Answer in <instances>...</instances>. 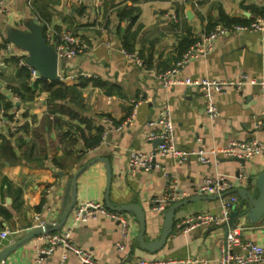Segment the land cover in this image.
<instances>
[{
    "label": "crops",
    "instance_id": "obj_1",
    "mask_svg": "<svg viewBox=\"0 0 264 264\" xmlns=\"http://www.w3.org/2000/svg\"><path fill=\"white\" fill-rule=\"evenodd\" d=\"M8 1L9 12L0 11V95L12 105L8 110L0 108V143L3 138L9 139L19 157L33 147L32 154L20 162H0V206L12 214L10 217L0 214V230H17L13 234L14 240L37 223L35 214H39L48 226L61 223L72 201L74 175L96 157H106L110 161L113 174L111 201L142 206L146 212L145 238H158L170 206L164 213L153 209L151 200L163 196L171 182L160 168L131 171L128 159L133 149L149 151L158 145L156 139L146 137L148 122L159 115L166 103L172 109L175 143L180 149L210 150L233 139L257 138L264 144V125L257 126L264 108V95L258 86L248 84L241 89L230 86L214 92L213 101L219 116L212 118L206 110L207 97L194 86L184 83L188 78L237 79L241 73L264 77V32L224 37L208 55L179 67L174 75L175 83L165 85L162 77L183 58L188 41L193 44L220 20L222 14L226 18L250 21L263 14L264 0H32L36 10L56 28L78 27L90 47L88 53L62 61L59 66V82L76 86L79 97L73 100L68 94L65 100L56 101L75 111L76 117L62 110L51 112L49 98L53 89L39 90L34 81L30 83V76V86L37 88L33 97H28L24 89L27 79L16 56L9 54L11 42L5 40L8 39L9 26L28 29V23L36 18V11L31 0ZM125 4L141 8L133 29L138 31L134 52L142 64L136 56H129L122 50V35L129 23L119 20L117 9ZM104 24L107 31L100 29ZM71 73L78 75L67 77ZM39 80L41 77L36 79L38 83ZM134 106L136 116L123 130H115L103 121L104 117H110L119 125L132 113ZM14 111H19L22 124L17 131H12L9 125ZM100 127L103 128L100 142L87 146L86 138L97 134ZM68 130L71 131L70 137L63 139L62 134ZM158 161L177 179L182 195L180 200L194 195H212L198 190L199 184L208 177L224 175L237 179L240 170L242 177L238 186L250 187V179L255 180L264 170L262 153L246 159L244 165L228 157L212 158L210 162L202 163L196 156H191L187 162L179 164L171 157L159 156ZM57 171H63V175ZM5 179L10 186L3 183ZM107 180L105 162L91 164L78 176L74 205L86 201L105 203ZM231 194L238 196L231 209L233 225L241 226L243 240L264 246V215L260 218L238 215L244 210L243 201L236 192ZM223 208L224 199L221 197H201L177 208L173 229L163 247L155 252L142 248L138 237L140 221L134 212L126 211L130 216L132 235L130 257L152 260L191 255L208 258L211 264H217L216 256L226 226H197L184 232L179 224L199 213L218 215ZM67 227H72L74 242L90 250L100 263L121 262L116 246L120 239L118 221L100 215L75 223L70 211L58 230ZM4 245L0 243V248ZM45 245L41 235L35 236L0 264H80L73 252H66L62 247L37 260V249ZM234 250L243 252L239 245ZM65 252L67 258L63 259Z\"/></svg>",
    "mask_w": 264,
    "mask_h": 264
},
{
    "label": "built area",
    "instance_id": "obj_2",
    "mask_svg": "<svg viewBox=\"0 0 264 264\" xmlns=\"http://www.w3.org/2000/svg\"><path fill=\"white\" fill-rule=\"evenodd\" d=\"M34 10L36 11V19L44 29V36L48 43L52 44L58 55L59 66L62 61L72 60L81 54L90 51L89 45L83 40L78 27H68L58 29L50 23L44 16L37 13L35 5L31 0ZM10 4L8 0H0V11L9 12ZM174 17L176 15L174 14ZM101 30L107 31V26L104 24L100 26ZM259 31L264 32V14L248 22H236L232 24L217 23L211 30L204 32L201 36L187 49L183 58L178 62L177 66L164 72L162 75L165 85H170L176 82L174 75L177 73L179 67L185 66L191 60L202 58L208 55L214 48L215 44L224 37L245 33ZM14 44L9 45V54H14L17 58V64L21 68L27 67L30 73V83L40 78L37 70L26 62L25 52L21 49L13 48ZM123 52L129 56H136L135 52H129L122 48ZM137 60L142 64L143 61L138 57ZM78 74L71 73L67 77H76ZM184 83L194 86L199 92L207 97V113L216 118L219 116V110L213 101V93L217 91H224L230 86L241 89L245 85H256L260 92L264 95V77L257 78L250 76L247 73H241L237 79L232 78H202V79H186ZM264 105V99H263ZM136 116V107H133L132 113L119 125L110 117H104L103 121L108 126H112L115 130H123L125 126L132 124ZM12 131H17L21 124L19 111L12 112V119L9 122ZM264 125V108L261 112V118L257 120V126ZM149 130L146 137L149 140L161 139L162 141L152 150L133 149L129 154L128 167L133 172L150 171L155 168H160L164 171L165 176L171 182L169 188L163 196H156L152 198L151 205L153 209L165 213L166 209L174 202L179 201L182 195L179 193L177 179L170 174L166 168L158 161L159 156H168L173 158L176 163L183 164L187 162L191 156H196L202 163H208L212 158L220 157H240L251 159L256 154L262 153L264 156V144L257 138L248 140L233 139L224 146H219L210 150L200 149L195 151H187L177 147L175 143L174 123L172 116V109L169 103L161 107L159 115L148 122ZM159 127L157 130L156 127ZM103 142V140L101 141ZM239 178L232 179L224 175L215 177H208L199 184L198 190L205 194H222L226 190L233 189L238 186ZM224 199V208L220 214L199 213L179 224V227L184 231L197 226H226V232L221 241L219 253L216 256L217 264H260L264 261V246L245 241L241 237V226H236L231 223V209L235 201L238 200L237 195L229 194L221 197ZM73 220L75 223L89 221L95 219L100 215L107 216L112 220L118 221L120 225V239L116 246L121 256V262L116 264H211V260L200 256H185V257H163L152 260L145 258H131V230H130V216L126 211H115L106 206L105 203L99 201H86L78 205H74L71 209ZM37 223L34 226H42L45 222L40 219L39 214H35ZM56 224V223H53ZM17 230L1 229L0 243L8 245L14 241L13 234ZM41 238L46 241V245L37 249V260H41L44 254H50L56 248L62 247L66 252H73L80 260V264H102L94 254L85 248L80 247L72 238V227H67L63 230L52 231L44 233ZM4 245V246H5ZM239 245L243 248V252L234 250L235 246ZM63 255V259L67 258V253Z\"/></svg>",
    "mask_w": 264,
    "mask_h": 264
},
{
    "label": "water",
    "instance_id": "obj_3",
    "mask_svg": "<svg viewBox=\"0 0 264 264\" xmlns=\"http://www.w3.org/2000/svg\"><path fill=\"white\" fill-rule=\"evenodd\" d=\"M28 29L16 28L9 26L7 28V37L14 46L23 50L26 55V62L37 70L40 77L48 80H59L61 75L59 73V60L55 47L48 43L46 37L44 36V29L40 24L39 20L36 18L32 19L28 25ZM158 144L162 141L161 139H156ZM229 159H234L245 164V158L231 157ZM96 161H103L108 169V183L105 192V204L108 208L115 211H131L134 212L140 221V232L139 240L140 245L145 250L155 252L163 247L166 243L168 235L174 226V215L175 210L184 204L200 199L201 197L207 198H220L227 196L231 193H237L241 200L243 201V212L238 213V215H247L251 218H260L264 215V170L259 173L255 180L250 179V187L237 186L233 189L226 190L222 194L213 195H194L189 198H184L182 200L172 203L169 209L166 211L165 221L161 235L153 240H147L145 238L146 232V212L145 209L138 204H116L110 199V190L112 182V172L111 164L106 157H96L89 160L84 164L74 175L72 185H73V195L72 201L69 204L63 220L60 224H52L50 226L44 224L42 226H32L25 230V234L20 238L14 240L12 243L5 245L0 248V261L8 258L16 249L24 245L32 238L44 233L52 232L58 230L66 221L72 207L76 203L77 198V179L78 176L84 172L91 164ZM55 170V167L52 168ZM58 174L63 175V171H57ZM240 170H238L237 175H239ZM237 214V213H236ZM231 223H233V217L230 218Z\"/></svg>",
    "mask_w": 264,
    "mask_h": 264
},
{
    "label": "trees",
    "instance_id": "obj_4",
    "mask_svg": "<svg viewBox=\"0 0 264 264\" xmlns=\"http://www.w3.org/2000/svg\"><path fill=\"white\" fill-rule=\"evenodd\" d=\"M140 11H141L140 6L132 5V4L131 5L125 4V5L120 6L119 9H117V15H118L119 20L120 21L126 20L129 23L127 28L124 30L123 35H122L123 45H124L125 49L129 52L135 51V45H136V41H137L138 31L133 29V26L139 18ZM37 13L40 14V12L38 10H37ZM263 14H264V12H263ZM42 16H43V14H42ZM223 16H224V14L221 15V18L218 22L216 21L214 23L213 27L219 22H222L225 24H232V23H236V22H248V21H241V20L236 19V18H226ZM45 18H47V17H45ZM5 42L7 43L8 39H6ZM191 42H192L191 40L188 41V45L185 48L184 53L187 51V49L190 47V45H192ZM144 63H145V61H144ZM146 63H147V61H146ZM151 64L152 63L149 60V66ZM21 68L24 72V76L27 79V83L25 84L24 89H25L26 93L28 94V97L32 98L33 94L35 92V89L37 87L32 88L30 86V83L28 80L30 73H29L28 68L25 66H23ZM39 82L40 83H38L37 81L34 82L35 86H39V88H40L39 90H43V89L51 90V89H53L51 91V96L49 98V108H50L51 112L54 113L57 110H62V111H66L68 114H71L73 117H76L77 113L75 111H73L69 107H66L63 104V102L56 101V100H62V101L65 100L68 94H70L73 97V100L78 99L79 90H78V88H76V86H67L66 84L59 82V80H48V79H45L42 77H41V80H39ZM18 92L21 93L22 96L25 95L23 92H20V91H18ZM76 102H78V100ZM11 105L12 104L10 101H7L6 99H4V97L2 95H0V108L3 107L6 110H8V108ZM58 122L61 123L60 119ZM48 126H50V124H48ZM102 130H103V128L100 127L97 130V134H95L94 136L91 135L89 138H86V145L87 146H93V145L98 144L102 138L101 137ZM69 134L71 135V131H69V130L67 132L63 133L62 134L63 139L69 138L70 137ZM32 152H33V147H31L29 151H26L25 154H22L21 157H19L16 154V151H15V148H14L12 142L9 139L3 138V141L0 143V162L9 161L11 164H14L16 162L22 161V159L24 157L31 155ZM43 157H46V155ZM42 163L43 162H41V164ZM3 183L4 184L7 183L8 186H10V183L7 181V179H5ZM14 208H16V203H14ZM0 214H2L5 217H10L12 215L10 210L4 206H0Z\"/></svg>",
    "mask_w": 264,
    "mask_h": 264
}]
</instances>
